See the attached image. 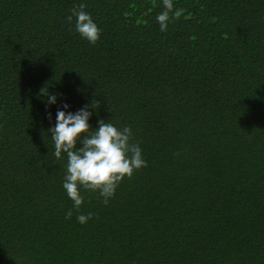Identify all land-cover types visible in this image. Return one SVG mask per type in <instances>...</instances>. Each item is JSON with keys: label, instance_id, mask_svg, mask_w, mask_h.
Wrapping results in <instances>:
<instances>
[{"label": "trees", "instance_id": "16d2710c", "mask_svg": "<svg viewBox=\"0 0 264 264\" xmlns=\"http://www.w3.org/2000/svg\"><path fill=\"white\" fill-rule=\"evenodd\" d=\"M81 3L95 44L67 20ZM173 4L161 32L162 0H0V264H264V0ZM64 102L146 161L70 219L47 131Z\"/></svg>", "mask_w": 264, "mask_h": 264}, {"label": "clouds", "instance_id": "9594fccd", "mask_svg": "<svg viewBox=\"0 0 264 264\" xmlns=\"http://www.w3.org/2000/svg\"><path fill=\"white\" fill-rule=\"evenodd\" d=\"M163 10L156 15L159 30L166 32L172 20H178L181 10L175 9L173 0H162ZM75 18V31L90 44H95L101 30L91 14L85 11V5L79 4L67 17L69 23ZM46 96V110L63 99L62 93L42 92ZM94 102L85 104L72 111L71 105L64 102L55 112V123L47 130L51 133L56 159L66 158L65 175L62 188L72 201V208L66 212L70 219L73 209L77 211L84 203L81 189L98 192L105 205L114 197L119 183L130 178L134 171L146 166L142 149L132 142V129L118 127L110 120H99L96 127L89 121L95 109ZM48 119H52L51 112ZM94 129V130H93ZM79 145V146H77ZM92 218V213L76 215V221L85 224Z\"/></svg>", "mask_w": 264, "mask_h": 264}]
</instances>
